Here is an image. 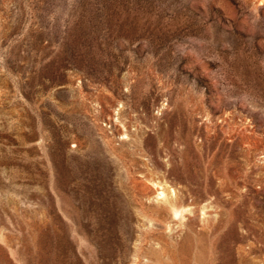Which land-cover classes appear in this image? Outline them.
I'll use <instances>...</instances> for the list:
<instances>
[{
  "label": "rangeland",
  "instance_id": "rangeland-1",
  "mask_svg": "<svg viewBox=\"0 0 264 264\" xmlns=\"http://www.w3.org/2000/svg\"><path fill=\"white\" fill-rule=\"evenodd\" d=\"M0 264H264V0H0Z\"/></svg>",
  "mask_w": 264,
  "mask_h": 264
},
{
  "label": "bare ground",
  "instance_id": "bare-ground-1",
  "mask_svg": "<svg viewBox=\"0 0 264 264\" xmlns=\"http://www.w3.org/2000/svg\"><path fill=\"white\" fill-rule=\"evenodd\" d=\"M159 188L160 191L157 193V196H159L161 201L167 203L169 205V208H171L172 221L184 219V217H182L183 212L187 211L188 208L184 209L176 207V205L174 204V201L177 197L175 189L162 183H159ZM174 223L176 222L174 221Z\"/></svg>",
  "mask_w": 264,
  "mask_h": 264
}]
</instances>
